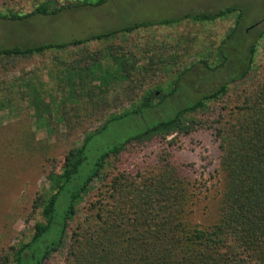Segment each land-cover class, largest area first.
I'll use <instances>...</instances> for the list:
<instances>
[{
    "label": "trees",
    "instance_id": "obj_1",
    "mask_svg": "<svg viewBox=\"0 0 264 264\" xmlns=\"http://www.w3.org/2000/svg\"><path fill=\"white\" fill-rule=\"evenodd\" d=\"M113 1L118 0H35L30 12H0V21L53 19L67 12L100 9ZM230 15L236 16V22L218 50L221 63L209 66L207 60L198 59L173 76L166 88L162 84L142 91L144 83L151 81L147 74L151 68H137L144 56L139 58L126 47L109 42L106 53H95L89 63H60L61 71L54 72L60 75L49 83L22 79L20 84L7 89L8 93L0 97V110L12 106L16 100L8 96L16 93L19 103L27 101L38 119L46 115L49 121L55 111L69 128L66 115L74 112L84 137L79 146L65 153L60 171H45L48 188L35 194L32 202L33 212L39 209L43 221L33 225L27 242L1 248L0 264H47L51 254L63 246L68 230L69 242L62 264H264V73L259 80L234 93L231 105L215 107L202 118L194 117L208 109L209 103H219L227 95L228 86L246 79L252 69L256 50L254 45L246 44V33L240 34L237 48H232V61L226 48L229 39L238 36L242 14L236 8L135 22L61 43L0 47V64L44 57L54 50L91 41L108 42L156 25L186 19L213 22ZM228 62H232V67L223 82L210 92L185 98L186 93L192 94L188 81L183 80L188 73L198 69L201 74L217 75ZM161 64L163 59L159 58L155 63L147 58L145 63ZM113 91L114 96L108 98ZM153 99L156 104H152ZM125 104L130 108H124ZM111 108H122V112L108 115ZM157 109H162L160 115L151 120ZM130 115L142 119L144 128L89 161V140L110 122ZM198 131L209 132L215 142L223 175L218 218L206 226L192 221L194 184L185 165L167 150L174 145L173 140L166 143L169 135L185 137ZM149 141H156L159 147L166 143L154 166L137 168L136 173L127 171L124 163L128 158H123V152L130 145ZM107 165L114 169L111 174L107 173L111 170ZM86 195L89 198L81 207L83 216L77 217V208ZM75 217L80 219L70 227L69 222Z\"/></svg>",
    "mask_w": 264,
    "mask_h": 264
},
{
    "label": "rangeland",
    "instance_id": "obj_2",
    "mask_svg": "<svg viewBox=\"0 0 264 264\" xmlns=\"http://www.w3.org/2000/svg\"><path fill=\"white\" fill-rule=\"evenodd\" d=\"M34 2L35 0H0V12L6 13L8 10L30 12ZM229 7L236 8L242 17L238 36L233 39L231 37L227 43L226 48L230 52L228 55L232 61V48H237L239 38L241 39L240 34L246 33V44L255 46L254 61L247 78L237 85H229L227 95L219 103H209L208 109L203 113L194 114V117L202 118L215 110V107L218 109L226 104L231 105L234 93L263 76L264 0H118L100 9L67 12L53 19L27 22L0 21V47L85 39L90 35L135 22L177 19L187 13H214ZM235 22V15L203 23L186 19L180 23L139 29L125 36H116L108 42L91 41L79 47L54 50L44 57L0 64V97L7 94V89L11 86L20 84L22 79L49 83V80H54L53 77L60 75V72L56 73L61 71L62 66L59 64L62 62L89 63L95 53H106L109 42L126 47L127 51L137 53L139 58L144 56L137 68L139 70L151 68L147 72L151 81L144 83L142 91L154 89L156 85L162 84L166 88V85L172 82L173 76L198 59L207 60L209 66L219 65L221 55L218 50L234 28ZM147 58L153 59L154 63L157 58L163 59L164 64L145 65ZM228 63L227 67L226 65L223 67V72H218L217 75L201 74L198 69L195 70L197 73L195 71L188 73L187 78L183 80L185 83L188 81L187 88L192 94L186 93L185 98H195L210 92L223 82L232 67V62ZM22 91L27 92L24 89ZM14 92H17V89ZM114 92L110 93L108 98L114 96ZM60 94L59 90L58 96ZM13 96L16 101L12 106L0 110V249L30 239L33 225L43 221L39 209L33 212L32 202L35 194L43 193L48 188L45 171L50 169L60 171L65 153L79 146L84 137L80 131L81 124L76 123L74 112L70 111L66 115L68 128L66 122H62L60 113L53 111L49 121H46V115L38 119L34 110L28 107L27 101L19 103L17 100L19 95L16 93L8 97ZM181 98L183 100L182 95ZM156 103L157 100L153 99L152 104ZM124 108L129 109L130 105L125 104ZM162 109L153 111L151 120L160 115ZM121 112L122 108H111L107 113L119 115ZM45 121L48 123L47 127ZM143 128L142 119L139 121L132 115L110 122L105 129L89 140L88 160H95L99 152L122 142ZM172 140L174 145L167 147V150L174 153L178 161L185 165L186 172L194 184L195 205L192 221L202 226L209 225L218 218V202L223 190V175L219 169L217 146L209 132L204 131L185 137L178 134L166 137V143ZM166 143L161 147L156 141L128 146L122 154L123 158H128L124 163L125 169L136 173L137 168L143 170L153 167L162 147L166 148ZM107 168L111 169L109 165ZM113 170L107 173L111 174ZM89 195L84 197L77 208V217L83 216L81 207ZM77 217L69 222L70 227L80 219ZM68 242L69 230L65 234L63 246L51 254L47 264L63 263Z\"/></svg>",
    "mask_w": 264,
    "mask_h": 264
}]
</instances>
